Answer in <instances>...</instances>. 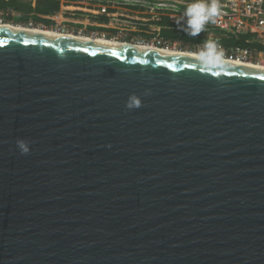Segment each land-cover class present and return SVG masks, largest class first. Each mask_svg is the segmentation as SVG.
Instances as JSON below:
<instances>
[{"label": "water", "instance_id": "1", "mask_svg": "<svg viewBox=\"0 0 264 264\" xmlns=\"http://www.w3.org/2000/svg\"><path fill=\"white\" fill-rule=\"evenodd\" d=\"M0 264H264V68L0 28Z\"/></svg>", "mask_w": 264, "mask_h": 264}, {"label": "trees", "instance_id": "2", "mask_svg": "<svg viewBox=\"0 0 264 264\" xmlns=\"http://www.w3.org/2000/svg\"><path fill=\"white\" fill-rule=\"evenodd\" d=\"M93 5H71L72 10L80 15L92 14L97 25H88L105 36L117 37L125 41H150L161 38L165 42H178L183 48L197 51L206 38L215 39L228 50L232 46H253V41L246 43L254 34L252 32L239 33L237 36L225 37L219 31H202L196 37H190L178 29L176 18L170 14L180 15L188 0H89ZM97 4V5H94ZM59 0H0V14L4 20L15 24H26L32 21L36 24L50 26L54 23L47 15L59 11ZM155 12V14H152ZM119 21L113 18L117 16ZM26 26V25H25ZM207 26V25H206Z\"/></svg>", "mask_w": 264, "mask_h": 264}, {"label": "built area", "instance_id": "3", "mask_svg": "<svg viewBox=\"0 0 264 264\" xmlns=\"http://www.w3.org/2000/svg\"><path fill=\"white\" fill-rule=\"evenodd\" d=\"M220 5V14L206 26V31L209 35L213 34L214 30L220 32L221 35L237 36L239 33L252 32L254 36L246 39V43L255 41L258 47L253 46H232L225 50V59L232 61H242L249 63H264V0H217ZM60 9L47 17L54 21L50 26L44 24H36L32 21L27 22L26 26H39L57 31L62 34L86 35L90 37L105 36L95 29H89L88 25H97L93 21L92 14L80 15L72 10L71 5H93L89 0H59ZM97 5V4H94ZM98 6V5H97ZM117 16L113 19L119 21ZM155 14V12H152ZM171 18H177L178 15L170 14ZM0 14V22H5ZM11 22V21H7ZM15 23V22H13ZM22 24V23H21ZM115 38L117 37H109ZM144 42L154 45L158 48L165 49H186L178 42H165L161 38H153L150 41H133ZM190 50V49H189Z\"/></svg>", "mask_w": 264, "mask_h": 264}, {"label": "clouds", "instance_id": "4", "mask_svg": "<svg viewBox=\"0 0 264 264\" xmlns=\"http://www.w3.org/2000/svg\"><path fill=\"white\" fill-rule=\"evenodd\" d=\"M220 14V5L217 0H188L183 6L180 15L175 19L178 29L183 30L190 37L198 36L206 30V25L214 22ZM197 61L204 67H219L225 63V50L215 39L206 38L197 49ZM150 90L145 89V95ZM141 99L130 94L125 102L127 109L139 108ZM16 145L21 153L29 152V145L24 139H18Z\"/></svg>", "mask_w": 264, "mask_h": 264}, {"label": "bare ground", "instance_id": "5", "mask_svg": "<svg viewBox=\"0 0 264 264\" xmlns=\"http://www.w3.org/2000/svg\"><path fill=\"white\" fill-rule=\"evenodd\" d=\"M0 28L15 30V31H22V32H29V33L40 34V35L53 36V37L54 36L55 37H65V38H71V39L82 40V41L93 42V43L150 50V51L168 53V54L179 55V56H184V57H191V58H196V55H197V51H192L188 49H181V50L165 49V48H158L154 45L146 44L144 42L121 41L115 38H106V37H100V36L90 37L86 35L62 34V33H59L57 31H54L48 28H42L39 26L29 27V26H25L22 24H15L11 22H0ZM225 63L264 68V63L257 64V63H249V62H242V61H232L228 59H225Z\"/></svg>", "mask_w": 264, "mask_h": 264}, {"label": "rangeland", "instance_id": "6", "mask_svg": "<svg viewBox=\"0 0 264 264\" xmlns=\"http://www.w3.org/2000/svg\"><path fill=\"white\" fill-rule=\"evenodd\" d=\"M11 21H13V20H11ZM11 23H13V22H11ZM22 25H24V24H22ZM101 37V36H100ZM119 40V39H118ZM121 41H125V40H121ZM193 51V50H192Z\"/></svg>", "mask_w": 264, "mask_h": 264}]
</instances>
